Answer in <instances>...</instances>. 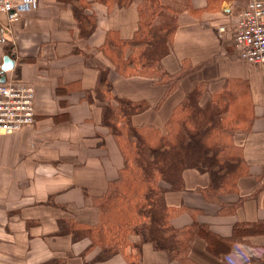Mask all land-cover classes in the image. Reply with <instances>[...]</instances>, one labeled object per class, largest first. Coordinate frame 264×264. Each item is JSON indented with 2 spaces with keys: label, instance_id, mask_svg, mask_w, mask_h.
<instances>
[{
  "label": "crops",
  "instance_id": "crops-1",
  "mask_svg": "<svg viewBox=\"0 0 264 264\" xmlns=\"http://www.w3.org/2000/svg\"><path fill=\"white\" fill-rule=\"evenodd\" d=\"M142 1L38 0L33 10L15 21L0 15V81L31 82L37 97L35 123L17 133L0 135V264H36L51 257L64 259L56 264H83L78 253L84 242L77 247L70 236L52 235L57 219L71 213L48 200L53 196L57 204L68 203L78 218L93 222L96 209L91 197L106 190L108 180L116 177L122 165L112 137H105V145L98 144L100 102L82 99L83 90L98 83L100 69L111 67L109 76L118 96L148 103L147 110L133 117L135 124L162 126L195 82L228 76L248 79L254 101L264 107V70L241 59L232 35H220L218 31L220 25L233 29L247 0H160L168 15L175 14L176 18L171 51L163 58L165 68L175 72L182 60L208 63L188 74L158 107L165 85L140 75L118 74L99 48L106 41L134 36ZM222 83L212 82L210 90L220 88ZM58 84L67 85L64 97L71 103V118L56 124L51 116L60 111ZM242 140L249 174L239 179L237 192L222 199L235 201L239 196L253 194L260 178L262 191L255 198L246 200L234 215L220 216L218 205L196 191L208 184V175L188 168L184 171L185 188L168 191V204L198 208V219L224 235L231 233L237 221L264 219V118L258 119ZM191 221L188 213H182L173 223L182 226ZM236 244L243 250L250 246L254 249L250 253L256 254L247 263L239 264H264V235H253L249 243ZM232 250L227 256L216 257L206 250L205 240L197 237L190 256L201 264H231L230 259L239 262ZM124 263L120 254L94 264ZM142 264L177 262L146 244Z\"/></svg>",
  "mask_w": 264,
  "mask_h": 264
},
{
  "label": "trees",
  "instance_id": "trees-1",
  "mask_svg": "<svg viewBox=\"0 0 264 264\" xmlns=\"http://www.w3.org/2000/svg\"><path fill=\"white\" fill-rule=\"evenodd\" d=\"M165 9L160 0H143L134 36L106 41L99 48L118 74L140 75L166 86L157 107L188 74L208 63L182 60L175 72L165 68L163 58L171 51L176 30L175 14L168 15ZM94 15L89 16L90 20ZM110 68L100 69L98 83L83 90L82 99L100 102L98 144L105 145V137H112L122 156V165L116 177L108 180L106 190L91 197V205L96 209L93 222L81 220L68 203L57 204L50 197L48 203L71 213L58 218L52 235H68L73 242L85 241L79 252L83 264L106 261L116 254L123 256L124 264H142L146 244L166 252L177 264H201L190 256L197 237L205 240L208 252L221 258L236 243H249L251 236L264 235V219L237 221L231 226V233L224 235L198 219L201 212L198 208L184 203L174 206L166 200L168 191L185 188L184 171L188 168L208 175V184L196 191L206 201L218 205L220 216L234 215L246 200L262 191L258 178L253 194L239 196L235 201L222 199L237 192L239 179L249 174L242 136L254 129L258 119L264 118V107L254 101L248 79L228 76L195 82L173 107L166 122L157 126L133 122V117L149 105L145 100L118 96L109 76ZM214 81L223 83L211 91L210 84ZM56 92L61 97L60 111L51 118L59 124L70 120L71 103L64 97L68 93L66 84H58ZM182 213H188L192 221L176 226L173 220Z\"/></svg>",
  "mask_w": 264,
  "mask_h": 264
},
{
  "label": "built area",
  "instance_id": "built-area-1",
  "mask_svg": "<svg viewBox=\"0 0 264 264\" xmlns=\"http://www.w3.org/2000/svg\"><path fill=\"white\" fill-rule=\"evenodd\" d=\"M38 0H0V15L9 21L17 20L22 14L33 10ZM220 35L230 33L233 44L241 59L264 68V0H247L239 13L233 29L227 25L218 27ZM36 88L28 81L12 79L0 81V135L17 133L36 121ZM250 246L245 250L237 244L233 254L240 258L231 264L247 263L256 254ZM233 257V256H232Z\"/></svg>",
  "mask_w": 264,
  "mask_h": 264
},
{
  "label": "rangeland",
  "instance_id": "rangeland-1",
  "mask_svg": "<svg viewBox=\"0 0 264 264\" xmlns=\"http://www.w3.org/2000/svg\"><path fill=\"white\" fill-rule=\"evenodd\" d=\"M260 67L264 70V68H263L262 66H258V68H260ZM261 68H260V69H261ZM260 80H261V79H260ZM261 83H262V85L264 84V73H262V82H261ZM57 220H58V219H57ZM30 222H31V221H30ZM28 226L30 227V226H32V224H31V225H28ZM55 228H56V227H55ZM55 228H54L53 231H55ZM53 231H52V232H53ZM64 236H68V235H64ZM70 238H71V237H70ZM71 240H72V238H71ZM82 242H84V243H83V247H82L81 249L84 248V245L86 244L85 241L73 242V240H72V243H73L74 245L76 244L77 247H78V244H80V243H82ZM80 251H81V250H80ZM116 255H120V254H116ZM78 256H81V255L78 253ZM50 259H52V260H51V262L48 263V264H56V263H58V262H62V261H64V259H60V260H59V257H51V258H49V259H45L44 261H48V260H50ZM54 259H57V260L54 262ZM44 261H38L36 264L41 263V262H44Z\"/></svg>",
  "mask_w": 264,
  "mask_h": 264
},
{
  "label": "water",
  "instance_id": "water-1",
  "mask_svg": "<svg viewBox=\"0 0 264 264\" xmlns=\"http://www.w3.org/2000/svg\"><path fill=\"white\" fill-rule=\"evenodd\" d=\"M10 67V66H9ZM9 67H5V69H7V68H9ZM2 81H4V80H2Z\"/></svg>",
  "mask_w": 264,
  "mask_h": 264
}]
</instances>
